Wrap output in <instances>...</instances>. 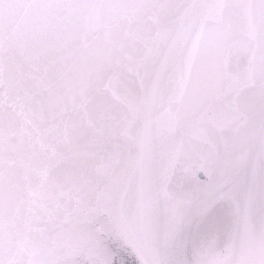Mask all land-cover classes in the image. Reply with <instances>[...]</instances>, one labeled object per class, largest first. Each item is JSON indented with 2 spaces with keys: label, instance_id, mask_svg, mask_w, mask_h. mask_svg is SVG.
Listing matches in <instances>:
<instances>
[{
  "label": "snow or ice",
  "instance_id": "1",
  "mask_svg": "<svg viewBox=\"0 0 264 264\" xmlns=\"http://www.w3.org/2000/svg\"><path fill=\"white\" fill-rule=\"evenodd\" d=\"M0 264H264V0H0Z\"/></svg>",
  "mask_w": 264,
  "mask_h": 264
}]
</instances>
